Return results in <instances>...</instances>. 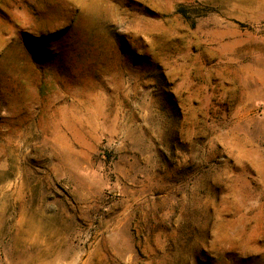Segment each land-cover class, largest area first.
I'll list each match as a JSON object with an SVG mask.
<instances>
[{"label":"rangeland","instance_id":"obj_1","mask_svg":"<svg viewBox=\"0 0 264 264\" xmlns=\"http://www.w3.org/2000/svg\"><path fill=\"white\" fill-rule=\"evenodd\" d=\"M0 264H264V0H0Z\"/></svg>","mask_w":264,"mask_h":264}]
</instances>
